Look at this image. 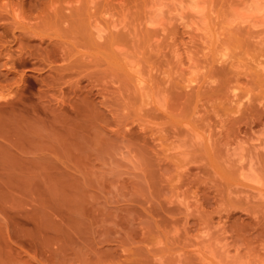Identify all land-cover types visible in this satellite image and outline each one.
<instances>
[{"label": "rangeland", "instance_id": "rangeland-1", "mask_svg": "<svg viewBox=\"0 0 264 264\" xmlns=\"http://www.w3.org/2000/svg\"><path fill=\"white\" fill-rule=\"evenodd\" d=\"M0 264H264V0H0Z\"/></svg>", "mask_w": 264, "mask_h": 264}, {"label": "bare ground", "instance_id": "bare-ground-1", "mask_svg": "<svg viewBox=\"0 0 264 264\" xmlns=\"http://www.w3.org/2000/svg\"><path fill=\"white\" fill-rule=\"evenodd\" d=\"M220 58V57H219ZM224 59V58H223ZM221 61V60H220ZM141 83V82H140Z\"/></svg>", "mask_w": 264, "mask_h": 264}]
</instances>
